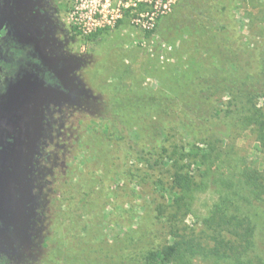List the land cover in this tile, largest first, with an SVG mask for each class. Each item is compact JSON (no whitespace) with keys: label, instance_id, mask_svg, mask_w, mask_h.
<instances>
[{"label":"rangeland","instance_id":"rangeland-1","mask_svg":"<svg viewBox=\"0 0 264 264\" xmlns=\"http://www.w3.org/2000/svg\"><path fill=\"white\" fill-rule=\"evenodd\" d=\"M63 1L56 13L54 41L69 61L64 74L69 79V88L59 84L51 92L34 91L19 100L18 103H23L18 106L22 108L19 114L7 116L8 126L6 122L0 123L5 130H21L22 139L30 133L41 134L35 128L46 105L48 126L53 129L50 146L43 149L41 156L36 149V154L44 159L40 162L44 167L35 179L30 180L26 172L27 165H32L36 143H32L23 158L19 154L21 160L18 154L15 158L23 162L25 171L19 179L6 170L7 159L0 155V206L9 195L8 187L16 185L20 195L11 204L16 209L14 214H19L22 220L19 230L5 233L8 237L0 231V253L16 264H38L50 250L56 258L64 254L67 264H119L108 259L111 255L88 257L72 252L66 243L74 236L87 235L82 231L85 225H92L91 234L108 239L131 232L143 218L149 222L158 209H164L160 214L162 226L174 223L180 228L178 234L200 230L203 219L222 197L238 198L233 193L240 182L231 176L236 169L264 172V146H259L258 135L252 125L241 120V113L226 106L225 110L232 109L235 113L227 114V136L213 152L215 157L202 160L199 166L187 164V169L195 172L197 182L193 191L186 194L187 201L173 187L170 172L165 168L149 169L138 163L135 168L129 160L122 161V168H114L104 158L103 145L99 146L97 140L100 135L116 132L107 106L109 98L133 87L160 89L164 69L172 67L176 74L190 70L192 58L201 59L209 51L187 49L185 29L196 35L206 30L217 44L228 43L210 28L214 23L208 17L212 0H176L172 11L151 32L134 26L132 13L128 12L115 26L89 35L77 32L71 22L76 0ZM230 15L245 37L264 43V0H233ZM259 101L262 104L263 98ZM179 137L180 134L172 139L174 144L179 143ZM188 150L192 154L198 152L191 145ZM218 151L222 154L219 159ZM9 199L13 197L9 195ZM242 205L241 209L255 215L257 223L263 226L258 229V252L264 255V199L250 198L243 200ZM230 207L234 208L233 202ZM133 233L137 235L136 231ZM192 263L231 264L200 254L192 257Z\"/></svg>","mask_w":264,"mask_h":264},{"label":"trees","instance_id":"trees-1","mask_svg":"<svg viewBox=\"0 0 264 264\" xmlns=\"http://www.w3.org/2000/svg\"><path fill=\"white\" fill-rule=\"evenodd\" d=\"M211 3L208 17L214 23L210 28L228 44H217L206 30L196 35L185 29L187 49L207 48L209 52L201 59L192 58L190 70L183 74H176L172 67L164 69L160 76L163 87L158 90L133 87L109 98L107 106L116 132L97 139L99 146L103 145L104 158L114 168H122L125 160L132 161L135 168V163L149 169L165 168L173 187L186 201V194L197 184L196 174L187 169V164L195 167L215 157L213 152L227 136V114L235 113L225 110L226 106L241 113V120L252 125L258 135L259 146H264V43L252 41L237 29L230 15L233 0ZM179 134L180 141L174 144L172 139ZM188 144L198 152L188 153ZM221 155L218 151L217 158ZM242 171L236 169L231 175L240 182L233 193L238 198L222 197L203 219L200 230L178 234L180 228L174 223L162 226L160 214L164 209H158L149 222L144 218L138 222L133 229L137 235L131 231L108 239L91 234L92 225H85L82 231L87 235L67 241L68 250L88 257L111 255L108 259L119 264H193L195 254L231 264H264V255L258 252V229L263 226L255 215L241 209L243 200L264 199V172L248 168ZM18 215L3 219L4 237L21 228ZM52 252L38 264H67L61 251L59 258ZM0 264L16 263L0 253Z\"/></svg>","mask_w":264,"mask_h":264},{"label":"flooded vegetation","instance_id":"flooded-vegetation-1","mask_svg":"<svg viewBox=\"0 0 264 264\" xmlns=\"http://www.w3.org/2000/svg\"><path fill=\"white\" fill-rule=\"evenodd\" d=\"M63 2V0H0V123L6 122L8 126L7 116L19 114L21 107L18 106L23 104L18 103L19 100H24L34 91L51 92L59 84H62V88L64 86L69 88V79L64 75L69 67V61L65 54L59 52L62 50L56 45L54 36V29L58 23L57 9L63 6ZM25 105L28 106L29 103ZM45 109L46 105L44 111L40 113V123H37L35 128L40 129L41 134L30 133L29 137L22 139L21 130H5L0 125L4 130L0 131V155L7 159L6 170L13 178L19 179L20 174L25 173L21 166L23 162H18L15 158L18 154L21 160L20 155L23 158L29 152V148L31 149L32 143H36L33 150L34 159L29 166L24 161L27 163L26 173L30 180L42 173L44 166L40 162L44 159L40 156L43 149L50 146L49 142L53 136ZM18 126L21 128V125ZM37 148L40 156L36 154ZM7 175L9 176L8 173ZM8 188L13 199H9L8 195L0 206L2 234L6 225L3 219L14 215L13 211H16L15 208L12 209L11 201L20 195L19 187L16 185Z\"/></svg>","mask_w":264,"mask_h":264},{"label":"built area","instance_id":"built-area-1","mask_svg":"<svg viewBox=\"0 0 264 264\" xmlns=\"http://www.w3.org/2000/svg\"><path fill=\"white\" fill-rule=\"evenodd\" d=\"M176 0H76L71 22L77 32L89 35L113 27L131 12L134 26L151 32L172 11Z\"/></svg>","mask_w":264,"mask_h":264}]
</instances>
